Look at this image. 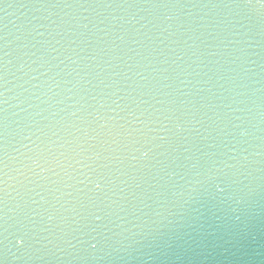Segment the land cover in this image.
<instances>
[{
  "label": "water",
  "instance_id": "obj_1",
  "mask_svg": "<svg viewBox=\"0 0 264 264\" xmlns=\"http://www.w3.org/2000/svg\"><path fill=\"white\" fill-rule=\"evenodd\" d=\"M0 264H264V0H0Z\"/></svg>",
  "mask_w": 264,
  "mask_h": 264
},
{
  "label": "clouds",
  "instance_id": "obj_2",
  "mask_svg": "<svg viewBox=\"0 0 264 264\" xmlns=\"http://www.w3.org/2000/svg\"><path fill=\"white\" fill-rule=\"evenodd\" d=\"M143 155H146V153H144ZM15 243H16V245H21L22 244L19 238H17L15 240Z\"/></svg>",
  "mask_w": 264,
  "mask_h": 264
},
{
  "label": "snow or ice",
  "instance_id": "obj_3",
  "mask_svg": "<svg viewBox=\"0 0 264 264\" xmlns=\"http://www.w3.org/2000/svg\"><path fill=\"white\" fill-rule=\"evenodd\" d=\"M19 239H20L21 243H23V242H24L22 238H19Z\"/></svg>",
  "mask_w": 264,
  "mask_h": 264
}]
</instances>
